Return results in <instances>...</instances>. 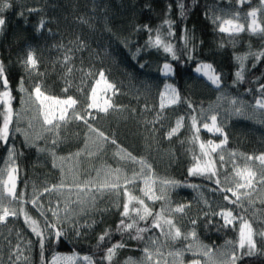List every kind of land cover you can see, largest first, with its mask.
<instances>
[{
    "label": "trees",
    "instance_id": "16d2710c",
    "mask_svg": "<svg viewBox=\"0 0 264 264\" xmlns=\"http://www.w3.org/2000/svg\"><path fill=\"white\" fill-rule=\"evenodd\" d=\"M259 1L247 0L241 4L238 0H11L12 7L3 14L6 25L0 32V60L7 68L12 95L16 97L12 101V107H21V93L17 91V87L22 77L26 88L32 89L35 84L41 83L47 94L60 98L72 95L80 101L78 107H82L87 102L86 97L94 80L98 78V72L103 69L107 79L119 89L112 100L122 111H110L106 116L101 114L93 122L94 126L110 138L114 136L119 146L133 156L146 158L160 179L180 182L182 186L172 189L168 195L169 206L174 208L176 201L180 205H187L186 215H169L165 212V216L172 218L184 234L187 230H193L194 226L190 220L196 219V241L222 249L226 241L237 240L238 231L231 227L218 231L217 227L223 224V220L211 213L219 209L216 208L217 203L224 209H233L234 214L239 210L225 201L220 192L209 191L216 187L210 181L188 175V169L194 163L193 153L199 154V142H189L192 135L189 116L198 115L203 108L205 118L217 114L218 122L223 121L224 130L228 135L227 151L224 155L229 173L232 172L229 152L236 153V164L243 167L245 164H251L243 158L244 156L251 154L255 148L264 147V120L259 113L253 116L252 109L249 108L248 116L242 118L228 117L226 114V109L230 107V98H239L246 104H254L255 98L260 95L257 89L264 84V58L257 61L253 56L244 61V81L234 83L235 73L240 68L237 57L264 51V37L248 31V17L244 18L246 13L258 9ZM181 3L184 5L183 17L180 15ZM29 9L35 11L29 12ZM236 11H239V22L245 24L246 30L233 36L219 32L217 24H214L211 18L214 15L231 18V14ZM257 15L258 23L264 26V10L260 9ZM165 20L173 21L174 36H167L168 26L164 23ZM41 21L44 22L42 28ZM145 25L153 30V39L155 30L160 29L164 34L162 39L171 42L179 50L181 59L172 61L171 55L164 53L162 48L157 50L154 47H146L149 31L145 29ZM184 29H188L194 37L189 44V48L194 44L196 49L192 52V60L182 54L181 37ZM80 41L87 45L82 50H78ZM29 50H34L38 61L37 69L31 77L21 63L22 56L26 57ZM66 57L69 59L66 60ZM165 62L172 63L174 71L170 77H164L160 71ZM201 63L212 64L216 74L221 76V90L195 72V68ZM69 68L72 69L71 74H68ZM87 72L92 75H86ZM67 82H71L72 86L65 92ZM166 83L177 89L181 103L161 111L159 94ZM78 88L83 89V93L77 91ZM222 94H226L227 98L218 100ZM185 100L193 105L195 113L188 108ZM146 105L150 110H145ZM33 115L36 114L31 110L22 111L20 125L27 129L31 140H35L36 134L42 132L41 119L37 117L32 120ZM181 116L184 117V127L168 139L167 132L175 127L176 120ZM249 116L252 118L249 119ZM29 120H32V128H27ZM87 131L82 122L72 120L60 128L59 143L54 145L52 141L56 138L55 134L47 132L43 133V139L36 141L35 147L26 146L20 133L10 136L9 143L15 146L17 152V193L24 192L27 199L31 197L33 187L38 192H43L45 187L60 183L62 173L60 168L53 167V151L56 156L66 158L63 161V180L66 188H73V201L76 199L74 182L83 185L84 181L94 179L98 184L102 183L107 167H119L131 175L133 168L137 166L115 157L116 148L111 143H107L102 151H98L89 140L88 149L78 158L75 157L73 154L85 148ZM199 135L202 141L211 139L218 143L222 139L203 128ZM40 148L46 150L39 151ZM88 152L93 155L89 156ZM68 157L71 159H67ZM7 160V146L0 144V168L6 167ZM217 166L219 167V164ZM184 184L199 185L204 198L210 203L209 206L202 205L200 198H196L193 193V188L183 186ZM134 194L137 195L136 192ZM227 195L231 197L230 193ZM67 197V190L64 197H58L55 193L51 195L53 203L57 200L63 201ZM96 197L95 207L89 201L84 205L82 213L79 212V206L71 204L77 215L73 216L72 223L58 225L65 229V235L58 243L46 244L43 256L45 264H50L55 254L91 256L96 264H108L106 260L102 261L101 257L106 255L108 247L120 243L125 247L118 249L112 264H125L129 257L139 260L143 256L146 244H151L147 241L149 235L158 238L159 243L156 246L164 254V264H167L170 252L187 245V240L183 239L175 244L171 241L165 243L160 230L155 228L144 234L143 241L130 238L128 233L117 232L116 226L121 219L122 207L117 209L115 204L119 202L122 206L125 198L121 195L117 201V197L109 192L96 194ZM48 199L47 193L40 197L46 207ZM252 199L255 209L249 208L246 216L253 221L254 228H264V223H256V217L253 216L255 210L258 216L264 217V204L260 202L264 199V185H259L258 189L254 190ZM147 204L156 213L160 211L164 201ZM63 206L61 202L60 208L63 209ZM26 208L32 217L40 221L41 227H44L43 219L36 209L31 204H27ZM204 213L209 215L205 216ZM63 215L61 212V218ZM48 219H53L51 212H48ZM84 225H88V228ZM140 226L143 227L144 222H141ZM11 228L14 236L19 233L15 240L20 239V242H23L20 244L27 241L28 261L23 264H29V261L30 264H42L37 237L24 223L23 216L14 218ZM76 230L81 232L80 236L76 235ZM106 231L110 236L106 237L104 242H99V236ZM132 234H135L134 229ZM29 240L32 241L30 250ZM257 243L258 248H264V243H261L259 238ZM237 264H264V254L245 256Z\"/></svg>",
    "mask_w": 264,
    "mask_h": 264
},
{
    "label": "snow or ice",
    "instance_id": "6c2138e0",
    "mask_svg": "<svg viewBox=\"0 0 264 264\" xmlns=\"http://www.w3.org/2000/svg\"><path fill=\"white\" fill-rule=\"evenodd\" d=\"M247 0H238V3H245ZM264 4V0H261ZM12 7L11 0H0V32L3 31L6 25V19L4 13ZM180 15H185L184 5L180 4ZM29 12L35 11V9H29ZM22 14V13H21ZM251 17V23L247 25V30L252 34L264 37V26L257 23V11H252L245 14V19ZM212 22L217 24L218 30L221 33H227L229 36H233L244 32L246 30L245 24L240 23L241 16L239 11L231 14V18H224L220 15H214ZM168 26L167 36H174L172 31L173 21L165 20L164 22ZM44 22L41 21L40 27H43ZM149 31V39L146 47H154L157 50L161 49L164 53L170 54L172 61H179L181 54H178L179 50L175 46L168 42L166 39H162L164 35L160 29L155 30V38L153 39L150 29L147 25L144 26ZM184 34L181 37L183 41V53L187 55L189 60L193 59L192 52H194L195 45L193 44L189 48V44L194 37L190 34L188 29L183 30ZM87 45L80 41L78 50H82ZM223 47V44L220 45ZM139 51V49H138ZM249 56H253L257 61L264 58V51L258 53H249L243 57H237L240 61V68L236 71V81L234 83H242L244 81V61ZM69 59L66 57V60ZM25 68V72L29 77L35 73L37 69V58L34 54V50H29L25 60L21 62ZM143 67V65H141ZM255 67V65H253ZM72 69H68V74H71ZM164 77H170L173 74V66L170 62H165L160 69ZM195 72L205 77L211 85L216 89L221 90V76L216 74L210 63H201L195 68ZM91 76V72L85 73ZM71 82H67L64 91L67 92L71 87ZM17 91L21 93L20 96V109H13L12 101L16 99L12 95V89L10 81L7 75V68L2 60H0V144L7 146L8 160L6 161V167L0 168V225H4L9 217L19 218L23 216L24 223L28 225L32 233L37 237V243L40 248V254L42 257V264H45L43 260L45 246L48 243L59 242L65 235V229L58 227L62 223H72L73 216L77 215L75 209H72L71 204L79 206V212H84V205L91 201L92 206L95 207L96 194H103L104 192L113 193L117 197V201L121 195L125 198L122 206L119 202L115 204L117 209L122 207L120 212L121 219L116 226V231L120 233H128L130 238L143 241L145 240V233H150L152 229H159L160 235L165 238L164 242L171 241L173 244L179 242L181 239L188 240L191 236L194 241L196 240L195 225L196 219L190 220V223L194 226L190 233L184 234L181 232L172 218L165 216V212L179 213L186 215L187 205H178L175 208H171L170 200L167 195V189H175L182 186L180 182L171 179H160L156 176L152 169V165L146 158H137L133 156L127 150L121 148L117 143V140L113 137L107 136L103 131L94 126L101 114L108 115L110 111H122L119 106L115 105L112 97L118 94L119 89L116 85L110 82L103 69L98 72V78L94 80V84L87 94L86 103L82 107L80 101L74 98L72 95H68L66 98H60L53 95H49L43 90L42 84L37 83L31 91L24 85V78L19 81ZM77 91L83 93V89L78 88ZM251 91V90H250ZM260 93L255 98L254 104H246V102L239 98H230V107L226 109L228 117H245L248 116V109H252V115L255 116L259 113L262 120H264V84H261L257 89ZM110 93V94H109ZM160 98V110L163 111L166 107L177 105L181 103V97L179 92L171 84H165L163 91L159 94ZM227 98L226 94H222L219 99ZM189 109L195 113V108L190 102H187ZM33 111L36 115H33L32 120L39 117L42 121V132L37 133L35 140H31L27 129L22 128V111ZM145 110L148 109L147 105ZM249 119L252 116L248 117ZM159 119V115L157 117ZM190 129L192 135L190 137V143L199 142V154L193 153V165L188 169V175L194 177H203L205 180L210 181L216 187L209 189L211 192H220L223 194V199L229 204L234 205L236 211L234 214L233 209H221L218 213L213 212L212 215H219L223 220V224L217 227V230L228 229L229 227L238 231L237 240H228L222 249H217L215 252L213 248L200 244L189 243L183 247L176 248L169 255L174 257L173 264H185L184 256L186 253H191L193 259L190 264H201L200 257L204 258V264H237L245 256H252L264 254V248H258L257 238L261 243H264V228H254L253 221L247 218L246 213L249 208L255 209V202L252 199L253 190H257L259 185H264V153L258 156H244L246 161H259L260 171L258 172L252 168L249 164H245L243 167L238 166L235 161L236 153L234 151L229 152V158L232 160V172L229 173L226 168V159L224 153L227 151L226 145L228 143V135L224 130L223 121L218 122L217 114L205 118V110L200 109L199 114H191ZM32 120L28 121L27 128H32ZM75 120L82 122L87 128L85 134V148L81 151L73 154L75 157H79L88 149L89 140L96 146L98 151H102L107 143H111L115 146L116 151L114 156L120 161L130 162L137 166L132 170L131 175H128L126 171L121 168L107 167L105 171V179L102 183H97L94 179L84 181L83 185L74 182L76 199L71 200L73 194V188L67 187L63 180V161L65 157L56 156L55 152H51L53 157V167L60 168L62 178L59 184L45 187L43 192H38L33 187L31 197H25V193H17V179H18V166L15 163V156L17 155L14 145H10V136H14L16 133H20L24 137V142L28 147H35L36 141L43 139V133L52 132L55 134V139L52 143L55 145L60 142L59 130L62 126H66L70 121ZM210 121V122H209ZM155 123V121L153 122ZM184 127V117L181 116L176 120L175 127H172L167 132V138L171 139L176 135L179 130ZM201 128L214 136L219 135L222 139L218 143L209 139L202 141L200 139ZM94 135V139H93ZM46 149L40 148L39 151H45ZM89 156L93 155L92 152L87 153ZM243 155V154H242ZM67 159H71L68 157ZM60 161L61 163H57ZM219 164V167L217 166ZM223 172V175H222ZM100 172H97V176ZM138 182L143 185L139 187L141 195H135V191L138 187ZM159 186V187H158ZM183 186L192 187L199 190L200 186L195 184H184ZM65 190H67L68 197L63 201L57 200L53 203L51 195L55 193L58 197H64ZM45 193L49 194L47 207L41 202L40 197ZM231 194V197L227 195ZM201 199H204L203 193H201ZM146 200L152 201H164L159 212L154 213L152 207L146 203ZM63 202V209L60 208V203ZM264 204V199L260 201ZM204 203L207 205L208 201L204 199ZM31 204L33 208L39 213L43 219L44 227H41L40 221L32 217L28 212L26 205ZM48 212H51L52 220L48 219ZM61 212L64 213L61 218ZM205 216L209 213H204ZM253 216L256 217V223H264V217L257 215L256 211H253ZM149 218L151 222L149 223ZM126 220L131 222H126ZM141 222H144V226L141 227ZM210 223V221H209ZM207 227V225H206ZM135 230V234H132V230ZM11 231V230H10ZM19 236V233L17 234ZM76 235L80 236L81 232L76 230ZM110 233L106 231L99 236L98 241L104 242L106 237H109ZM147 241L152 246H156L159 240L154 235H149ZM32 241H28L29 250ZM125 247L123 243L113 245L107 248L106 255L101 257V260H106L108 264H112V260L116 255L118 249ZM23 250L20 245H16V252L12 255L16 256V264H19L21 254ZM157 254H159V248H156ZM144 255L136 260L129 257L125 264H151L153 252L149 247L145 246L143 249ZM25 261H28V257H24ZM78 261H83L84 264H96L91 256H53L50 264H77ZM30 264V261H29Z\"/></svg>",
    "mask_w": 264,
    "mask_h": 264
},
{
    "label": "rangeland",
    "instance_id": "374dc122",
    "mask_svg": "<svg viewBox=\"0 0 264 264\" xmlns=\"http://www.w3.org/2000/svg\"><path fill=\"white\" fill-rule=\"evenodd\" d=\"M262 9L264 10V4L261 3V0L259 1L258 3V9H256L257 11V14H258V11ZM258 16V15H257ZM251 17H248V23H251ZM257 23H258V20H257ZM259 24V23H258ZM27 57V56H26ZM26 57L22 56V61L26 59ZM23 65V64H22ZM198 66V65H197ZM34 74V73H33ZM200 75V74H198ZM201 76V75H200ZM205 80H207L205 77H203ZM29 80V79H28ZM209 82V81H208ZM210 83V82H209ZM167 84V83H166ZM211 84V83H210ZM164 86L165 84L163 85L161 91H163L164 89ZM213 86V85H212ZM215 87V86H214ZM29 91H31L32 89H28ZM110 94V93H109ZM159 104H160V98H159ZM160 108V107H159ZM264 153V147H258V148H255V150L249 154L248 156H258L260 154ZM249 164L252 168H254L255 170H257L258 172L260 171V165H259V161H256V160H253V161H248ZM139 187H143V185L141 183L138 182V187H137V190L135 191L137 193V195H141L140 192H139ZM159 187V186H158ZM167 195H169V193L172 191V189H167ZM193 193L196 195V198L199 197L200 201H201V204L202 205H205V206H209V201H208V204L206 205L204 203V199H201V193H202V189L199 188V190L197 189H194L193 188ZM254 192V190H253ZM203 197H204V193H203ZM147 203H153L152 201H148L146 200ZM176 205L174 206V208L178 205H180L179 203H175ZM218 204V205H217ZM216 204V208L218 209L216 212L218 213L221 209H222V205H219V203ZM215 207V205H214ZM224 209V208H223ZM219 216V215H218ZM220 217V216H219ZM221 218V217H220ZM13 221H14V218L12 217H9L8 221L4 224V225H0V264H16V256L15 255H12L11 256V259H9L10 255L14 252H16V245L19 244L21 249L23 250L22 254H21V258H20V261H19V264H23L25 262V259L24 257H26V255H28V248H26V243L27 241H24L25 244H20V243H23V242H20V239H16L15 240V237H18V236H14L13 232L10 231V229H12V225H13ZM84 227L88 228V225H84ZM5 231V232H4ZM187 233H190L189 230L186 231V234ZM189 243H193L195 245V243H197V241L189 236V239L187 240V244ZM199 243V242H198ZM201 244V243H200ZM150 251L153 252V256H152V261H151V264H164L165 261H164V254L161 252V250L159 249V254H157L156 252V248H158L157 246H152L151 244L148 246ZM217 249L216 248H213V251L215 252ZM55 255H62V256H72V255H76V254H69V255H65V254H55ZM53 255V256H55ZM144 255V254H143ZM52 256V258H53ZM77 256V255H76ZM80 257H83V256H80ZM51 258V260H52ZM193 259V256L191 255V253H186L185 256H184V261H185V264H190L191 260ZM201 259V264H204V258L200 257ZM50 260V262H51ZM173 260H174V257L173 256H170V258L168 259V263L167 264H173ZM77 264H84L83 261H78Z\"/></svg>",
    "mask_w": 264,
    "mask_h": 264
}]
</instances>
